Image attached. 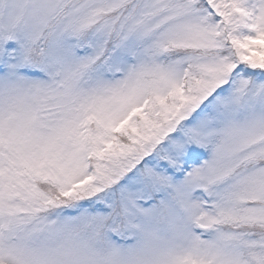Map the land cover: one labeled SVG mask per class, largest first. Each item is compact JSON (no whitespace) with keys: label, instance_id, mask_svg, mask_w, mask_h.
Here are the masks:
<instances>
[{"label":"snow or ice","instance_id":"obj_1","mask_svg":"<svg viewBox=\"0 0 264 264\" xmlns=\"http://www.w3.org/2000/svg\"><path fill=\"white\" fill-rule=\"evenodd\" d=\"M0 264H264V0H0Z\"/></svg>","mask_w":264,"mask_h":264}]
</instances>
